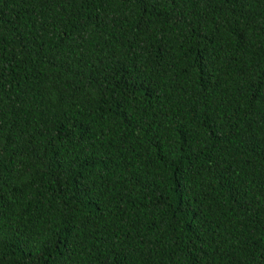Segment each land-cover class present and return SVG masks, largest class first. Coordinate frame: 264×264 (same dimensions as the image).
I'll use <instances>...</instances> for the list:
<instances>
[{"label": "trees", "instance_id": "16d2710c", "mask_svg": "<svg viewBox=\"0 0 264 264\" xmlns=\"http://www.w3.org/2000/svg\"><path fill=\"white\" fill-rule=\"evenodd\" d=\"M0 264H264V0H0Z\"/></svg>", "mask_w": 264, "mask_h": 264}, {"label": "snow or ice", "instance_id": "6c2138e0", "mask_svg": "<svg viewBox=\"0 0 264 264\" xmlns=\"http://www.w3.org/2000/svg\"><path fill=\"white\" fill-rule=\"evenodd\" d=\"M173 2H174V0H173ZM5 206L6 205L2 201H0V210H2ZM261 259L264 260V257H262Z\"/></svg>", "mask_w": 264, "mask_h": 264}]
</instances>
